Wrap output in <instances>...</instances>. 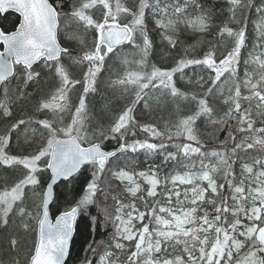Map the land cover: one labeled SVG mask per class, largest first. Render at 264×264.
Masks as SVG:
<instances>
[{
    "label": "snow or ice",
    "instance_id": "snow-or-ice-1",
    "mask_svg": "<svg viewBox=\"0 0 264 264\" xmlns=\"http://www.w3.org/2000/svg\"><path fill=\"white\" fill-rule=\"evenodd\" d=\"M192 3L195 0H184L183 4L165 3L161 7V0H139L138 6L133 10L124 6L120 0H116L114 5L111 0H82L70 12H65L63 0H0V13L11 9L19 14L18 26L13 31L0 30V86H4L5 96L8 95L6 85L18 73L23 74L25 84L38 79L40 73L35 72L33 66L43 61L46 68L54 71L59 87L50 100L42 101L38 105L37 111L50 110L62 114L72 107L69 102V88L81 82L70 78L62 63L63 58L68 57L75 62L88 64L83 78L84 94L79 97V103L71 114V123L57 127L54 121L48 119L36 121L35 123L46 130L47 137L46 142L34 153L10 155L7 151L8 133L18 131L20 125L31 124V120H19L5 134L0 135V166H23L26 170L23 178L10 190L0 192V224L7 227L13 212H18L21 218L27 216L36 220L37 242L30 264H65L77 217L90 214V206L96 203V197L103 191L101 180L110 171L108 164L111 159L118 154H138L141 151L146 154L158 152L163 156L165 164L172 161L175 168L188 170L170 174L163 182L159 178V168L155 165H149L147 171H110L109 179L123 185L120 195L127 194L134 201L126 204L119 195L113 196L114 216H110L106 209H101L105 213V219H112L115 224L114 248L123 251L126 249L124 242H134V250L130 251L124 264H264V156L253 157L251 163L245 162L242 165L239 183L235 182L232 168L235 163L233 157L239 152L255 149L264 153V126L256 127L250 110L242 109L241 105V99H255L257 115L264 117V52L255 56L250 53L251 59L245 61L246 65L254 63L259 72V78L253 82L256 74L245 71L243 86L250 90V95L242 96L237 78L241 50L246 43V24L237 30L227 25L220 29L221 36L226 34L232 38L234 46L218 63L214 51L210 50L202 59L181 58L176 67L170 70L153 66L150 73L127 72L113 83L123 86L126 91L129 86H133L135 98L113 118L106 129L100 126L91 135L88 132L85 97L89 91H95L96 76L106 57L110 53L115 54L117 46L127 43L141 50V59L136 63H145L152 47L145 25L147 10L153 15H160L161 18L156 20V24L164 30L162 38L173 47L176 40L167 33H175L181 23L200 32L206 31L209 27V16L206 13L194 18L186 16L188 6ZM229 3L233 19L239 9L252 6V0H229ZM97 7L102 9V20L95 19L91 12ZM196 7L201 6L196 4ZM256 12L259 16L255 24L258 37L256 47H264V4L257 7ZM121 14L130 15L131 21L121 23ZM62 18L82 25L85 31L93 29V47L82 55L73 57L72 50L63 47L60 42ZM68 38L80 39L77 35H70ZM138 38L142 40V47L136 42ZM189 66L204 67L215 73L214 76L210 74L211 84L204 93L205 98L198 99L194 114L180 118L175 124L174 132L169 129L168 142H165V132L159 131L154 125L144 124L140 125L143 132L159 142L137 139L129 143L128 132L137 126L133 116L137 104L143 100L145 107H150L145 97L152 90L168 92L173 99L186 98L175 86L173 77L175 73H182ZM226 73L229 78H237L235 92L224 101L229 105L224 117L212 120L214 110L208 105L206 97L213 93V86ZM196 83L203 88L205 81L203 77H199ZM192 99L196 100L197 97L193 95ZM0 109L4 117L11 116L7 104H0ZM200 117H207L222 126L236 119L238 126L235 131L241 134V138L237 141L236 135L230 131L229 137L221 142L218 149L205 150L195 128L196 120ZM32 131L35 133L36 129ZM173 138H183L187 142L169 143ZM111 139L116 140L117 147L106 150L105 142ZM228 139L232 141L231 147L228 146ZM169 147L175 151H168ZM194 157L200 158L199 171H193L194 165L186 163ZM213 159L215 163H204V160ZM41 164L44 165L43 169ZM82 166H91V179L83 186V194L79 199L73 198L74 206L63 211L58 209L59 214L53 223L50 220V208L55 199L56 181L72 183ZM221 170L224 183H218L215 178ZM40 171L51 173V182L46 187L37 178ZM244 174H247L246 177ZM141 181L147 185L146 196ZM169 183L172 185L170 188L167 186ZM180 186H184L183 190ZM28 187H32L34 191L37 187L41 189V203L35 217L22 206ZM226 187L231 192V203L223 194ZM135 201L142 202L145 210L141 211ZM71 203L69 202L70 205ZM229 214L233 217L231 222L228 221ZM146 219L148 222L143 223L142 227L136 226L135 222H144ZM242 219L249 223H243ZM92 220L98 223V216L92 217ZM22 227L27 231L29 224L23 222ZM11 243L15 247L17 241L12 239ZM245 248L247 251H243ZM113 255V252H105L101 257V264H118V260H113Z\"/></svg>",
    "mask_w": 264,
    "mask_h": 264
},
{
    "label": "trees",
    "instance_id": "trees-1",
    "mask_svg": "<svg viewBox=\"0 0 264 264\" xmlns=\"http://www.w3.org/2000/svg\"><path fill=\"white\" fill-rule=\"evenodd\" d=\"M69 2L70 0H63L65 7ZM177 2L183 4L184 0H161V7L165 3L171 5ZM122 4L134 10L139 4V0H125ZM196 4H199L201 7L197 8ZM262 4H264V0H252V6L239 9L235 14L236 18L233 19V13L229 10L231 7L229 0H195V3L189 4L186 16L194 18L201 13H206L209 16V27L206 31L200 32L190 29L185 23L179 24L175 33H167L173 35L176 40L174 47L162 38V32L164 30L156 24V20L161 18L160 15H153L150 10H147L145 25L149 38L152 41V47L145 59V63L143 65L136 63L141 59L142 53L139 48L131 44L115 50V54L110 53V58L106 57L104 65L96 76L95 91H89L85 97L89 134L91 135V132L100 126L106 129L113 121V118L118 116L131 103V100L135 98L133 86H129L126 91L123 86L114 84V81L124 77L127 72L131 71H146L150 73L153 66L170 70L176 67L177 61L181 58L202 59L205 53L210 50L214 51V57L218 63L234 46L232 38H229L226 34L223 36L220 34V29L225 25L237 30L243 24H246V43L241 50L237 78L241 86L242 96L250 95V90L243 86L245 71L250 68L249 63L246 65L245 61L250 60V53L253 55L254 51L258 50V47H256L258 37L255 24L259 16L256 8ZM169 13H171V8H169ZM131 19L132 17L130 15L121 14L120 22L129 23ZM17 23L18 17L13 13L0 16V28L3 31L9 32L13 30ZM61 25H63V21H61ZM78 28L80 30L71 26L69 33L79 36L80 39H74V45H63L72 50L73 57L80 56L84 52V50H78L77 47H75V50L73 49V46L77 45L75 44L76 41L77 43H81V40L85 41L89 38L81 25ZM136 42L142 47L141 39L138 38ZM62 63L69 72L71 79L81 81L79 84L72 85L69 88V102L72 107L69 111L62 114L53 113L50 110L37 111L38 105L42 101L50 100L51 96L59 87V80L55 77L54 71L48 68L46 72L41 71L42 68L38 66L39 63L33 67L35 72L40 73L38 79L28 81L25 84L22 73H18L16 77L10 79L9 86H6L8 95L5 96L3 93V99L10 109L11 116L6 118L0 112V135L5 134L6 130L19 120H31L32 123L20 125L18 131L13 130L8 133V153L11 151L14 155L31 154L42 143L46 142V130H43L40 125L35 123L38 120L48 119L49 121H54L57 127L71 123V114L75 111V106L79 103V97L84 94L83 78L84 72L88 70V64L87 62H75L74 59L68 57H64ZM210 74L211 76L215 75L211 70L195 66L185 68L182 73H175L173 77L175 86L180 92L185 94L186 98L179 97L173 99L168 92L162 90L150 91L149 95L145 97L150 107L146 108L142 100L137 104L133 112L137 126L129 130L127 135L128 142L131 143L137 139L159 142L158 139H153L148 133L143 132L140 125L144 124L154 125L159 131L165 132V142H168L167 133L169 129L171 132H174L175 124L178 120L187 115L194 114L197 110L198 99L205 98L204 93L211 84ZM199 77H203L205 81L203 88L200 84L196 83ZM237 78H229V75L226 73L217 82V85L213 86V93L206 97L208 105L214 110L212 120H220L227 112L229 105L225 104L224 101L230 94H234ZM258 78L259 72L258 75L254 76L253 82ZM193 95L197 97L196 100L192 99ZM256 103L257 101L255 99L252 101L241 99L242 109H249L253 120L256 121L255 126L261 127L264 126V117L257 115ZM212 120H209L207 117H200L195 123L198 138L204 144L205 150L218 149L221 142L229 137L230 131L236 135L237 141L241 138V134L235 131L238 126L236 119L230 120L228 124L223 126L218 123H213ZM33 129H36L35 133H33ZM132 132H135V135H132ZM184 142L187 141L183 138H173L169 143ZM105 143L106 150L117 147L115 139H111ZM228 146H232L230 139H228ZM168 151H175V149L169 147ZM257 156H264V153H259L254 149L248 152H239L236 157H233L235 163L232 168L236 183H239L241 178L242 165L245 162L251 163L252 158ZM215 162L214 159L211 161L204 160L205 164ZM186 163L194 165L192 168L193 171L200 170L201 161L199 157H194L192 160L186 161ZM149 165H155L159 168V178L162 182L165 177H170V174L182 173L188 170L185 168H175L174 162L172 161L165 164L163 162V156L158 152L146 154L143 151L138 154L131 152L118 154L116 158L111 159V162L108 164V169L110 171L125 169L127 171L134 170L135 172H139L147 171ZM40 167L43 169L44 165L41 164ZM110 171L102 177L101 188L103 191L96 197V203L90 206V214L86 213L78 215L77 217L75 234L65 264H98V258L108 251L114 253L113 260H118V264H124L130 251L134 250V242H124L126 249L123 251L114 248L113 236L116 231L115 224L112 219L106 220L105 213L101 211V209H106L110 216L115 215V201L112 199L113 196L119 195L126 204L134 202L127 194L120 195L123 192V188L116 180L109 179ZM91 173V166H82L81 171L76 174V178L72 183L61 181L57 184L54 193L55 199L50 208L52 216L59 213L58 209L63 211L70 206H74L75 200L73 198L79 199V196L83 194V186L91 179ZM20 175H22L21 166H0V192L6 189L8 190L13 185L11 182L14 180V177L17 178ZM48 177V171H40L37 178L40 184L44 186ZM215 178L218 183H224L223 171H219L215 175ZM142 185L145 189L144 195L146 196V186L144 184ZM167 186L169 188L172 187L170 183ZM29 188L26 190V198L24 200L29 199L31 193L33 194V199L31 200L30 198L26 202L25 207L35 217L37 214V210L35 209L37 206L36 195L39 198L41 189L37 187L34 191L32 187ZM223 194L229 198V203H231V192L227 190V187L223 190ZM69 202H72L71 205ZM173 202H175V197H173ZM135 203H137L141 211L145 210L142 202L135 201ZM209 211H211L210 208ZM94 216H98V223L92 220ZM232 219L233 217L229 214L228 221L231 222ZM21 221L19 224H12L11 228H0V264H17V261L19 264H25L28 261L33 248L35 219H30L25 216L21 218ZM23 222L29 224L27 231L22 227ZM147 222L146 219L144 222L137 221L135 223L136 226L142 227L143 223ZM242 222L245 224L249 223L246 219H242ZM12 239L17 241L15 247L12 246ZM91 249H95V251L93 252ZM169 251H171L170 248Z\"/></svg>",
    "mask_w": 264,
    "mask_h": 264
},
{
    "label": "rangeland",
    "instance_id": "rangeland-1",
    "mask_svg": "<svg viewBox=\"0 0 264 264\" xmlns=\"http://www.w3.org/2000/svg\"><path fill=\"white\" fill-rule=\"evenodd\" d=\"M190 28V27H189ZM190 29H193V28H190ZM195 30V29H194ZM198 31V30H197ZM70 31H64V32H61L60 33V42H61V44H63L64 46L65 45H69V44H72V45H74L73 44V41H75L74 39H69L68 37L71 35V33H69ZM76 43H77V41H76ZM75 43V44H76ZM261 52H264V47H258V50L256 51H254V53H253V55L252 56H255V55H257V54H259V53H261ZM251 59V58H250ZM39 67H41L42 69H41V71H44V72H46V67L44 66V63L43 62H40V64L38 65ZM249 66H250V68L247 70L250 74H253V73H255L256 75H258V69H257V66L254 64V63H249ZM44 67V68H43ZM255 75V76H256ZM244 79H245V75H244ZM2 110V109H1ZM2 112V111H1ZM3 119H4V117H3ZM8 154H10V155H14L13 154V152H11V151H9V153ZM21 170H22V175L16 180H11L12 182H11V184H13L12 186H14L15 185V183H17L20 179H22L23 178V176L26 174V170H24L23 169V166L21 167ZM125 170V169H124ZM117 171V170H116ZM127 171V170H126ZM245 175V177H246V175L247 174H244ZM3 181V180H2ZM4 182V181H3ZM118 183H119V181H117ZM141 183L142 184H144L143 183V181H141ZM120 184V183H119ZM145 186H146V189H147V185L146 184H144ZM11 186V187H12ZM122 188H123V185H120ZM253 186H255V185H253ZM10 187V188H11ZM181 187V190H183L182 189V186H180ZM10 188L8 189V190H10ZM27 189H30L29 187L28 188H26V190ZM32 193H31V196H30V198H31V200L33 199V197H32ZM29 198V199H30ZM41 197H40V195H39V198H38V196L36 195V207H35V209L36 210H38V206L40 205V203H41V199H40ZM29 199H26V200H24L23 201V205L22 206H26V202L29 200ZM22 221H21V218H20V216L18 215V213L17 212H13L12 214H10V217H9V223H8V225H7V227H5V226H3L2 224H0V228H11L12 227V224H14V225H16V224H19V223H21ZM35 222H36V220H35ZM138 227V226H137ZM34 242H35V230H34ZM34 242H33V246H34ZM33 249V248H32ZM243 251H247V249L245 248ZM31 253H32V250H31ZM24 256V255H23ZM23 256H21V257H23ZM27 257V256H26ZM101 257L102 256H100L99 258H98V264H101Z\"/></svg>",
    "mask_w": 264,
    "mask_h": 264
},
{
    "label": "flooded vegetation",
    "instance_id": "flooded-vegetation-1",
    "mask_svg": "<svg viewBox=\"0 0 264 264\" xmlns=\"http://www.w3.org/2000/svg\"><path fill=\"white\" fill-rule=\"evenodd\" d=\"M125 0H120L121 3H124ZM82 2V0H70V2L67 4L66 7H64L63 11L65 12H70L72 7L75 5V6H78L80 3ZM111 2L113 3V5L115 4L116 0H111ZM92 14L94 15V18L97 19V20H102L103 16H102V9L100 7H97L93 10H91ZM124 15V14H123ZM63 21V25H61V32H64V31H70L71 30V26H74L75 28H77L78 30H80L78 27L80 25H77L75 22L69 20L68 18H62ZM82 26V25H81ZM83 27V26H82ZM86 33L88 34L89 38L88 40H85L83 41V43H76L77 45L76 46H73V49L75 50L77 47L78 50H84V51H87L89 50L90 48L93 47V40H94V37H95V32L93 29H89L86 31ZM77 50V51H78ZM9 86V84H7ZM6 85V86H7ZM3 93H4V88L2 87V89H0V104H6V101H4L3 99ZM2 110L0 109V112ZM2 113V112H1ZM3 114V113H2ZM22 167V166H21ZM21 176V175H20ZM19 176V177H20ZM19 177H14V180L18 179ZM29 259V258H28ZM28 262V261H27ZM27 262L25 264H27Z\"/></svg>",
    "mask_w": 264,
    "mask_h": 264
},
{
    "label": "water",
    "instance_id": "water-1",
    "mask_svg": "<svg viewBox=\"0 0 264 264\" xmlns=\"http://www.w3.org/2000/svg\"><path fill=\"white\" fill-rule=\"evenodd\" d=\"M7 13H13V14H15L16 16H18V18H19V14L18 13H15L14 12V10H11V9H9V10H6L4 13H0V15H5V14H7ZM18 23H19V21H18ZM17 26H18V24H17ZM15 29V28H14ZM13 29V30H14ZM1 30V29H0ZM13 30H11V31H13ZM11 31H9V32H11ZM125 44H127V43H125ZM125 44H123V45H125ZM123 45H120V46H117V48L118 47H121V46H123ZM40 62V61H39ZM39 62H37V63H39ZM36 63V64H37ZM35 64V65H36ZM1 87V86H0ZM112 150H114V149H112ZM49 173H50V171H49ZM61 181H63V180H57L56 181V183H55V185H54V193H55V187L57 186V184H59ZM51 182V173H50V180L48 181V183H50ZM47 183V184H48ZM47 186V185H46ZM51 204H52V202H51ZM59 214V213H58ZM57 214V215H58ZM56 217V216H55ZM55 217H53L52 218V216H51V212H50V220L53 222V223H55ZM75 228H76V223L74 224V227H73V234H72V237H71V239H70V241H69V250H70V247H71V243H72V240H73V237H74V234H75ZM37 232H38V229H36V242H37ZM35 245H36V243H35ZM34 249H35V246H34ZM34 249H33V254H34ZM32 254V255H33ZM32 257V256H31ZM67 258H68V255L65 257V263H66V260H67ZM30 260H31V258H30ZM30 260H29V263L28 264H30Z\"/></svg>",
    "mask_w": 264,
    "mask_h": 264
}]
</instances>
